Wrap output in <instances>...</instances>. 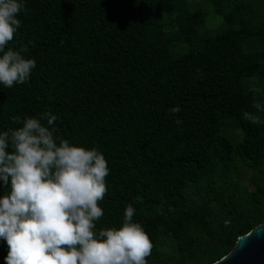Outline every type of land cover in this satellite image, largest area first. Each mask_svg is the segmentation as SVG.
<instances>
[{
    "label": "trees",
    "instance_id": "16d2710c",
    "mask_svg": "<svg viewBox=\"0 0 264 264\" xmlns=\"http://www.w3.org/2000/svg\"><path fill=\"white\" fill-rule=\"evenodd\" d=\"M25 9L11 46H27L36 67L24 84H0V130L49 111L60 136L97 147L110 170L98 228L119 226L130 203L153 243L148 264H207L264 220V111L253 107L264 105V0ZM8 250L0 238V264Z\"/></svg>",
    "mask_w": 264,
    "mask_h": 264
},
{
    "label": "clouds",
    "instance_id": "9594fccd",
    "mask_svg": "<svg viewBox=\"0 0 264 264\" xmlns=\"http://www.w3.org/2000/svg\"><path fill=\"white\" fill-rule=\"evenodd\" d=\"M25 0H0V84L12 88L31 77L36 61L27 46H11L21 27ZM254 91H259L255 89ZM253 107L264 111L254 98ZM181 109L173 106L170 114ZM59 117H13L0 130V238L5 264H148L153 243L136 209L127 204L119 226L97 227L104 216L109 166L97 147L71 143L58 134ZM243 119L260 125L259 116ZM175 123L180 124L179 119Z\"/></svg>",
    "mask_w": 264,
    "mask_h": 264
},
{
    "label": "water",
    "instance_id": "95a60500",
    "mask_svg": "<svg viewBox=\"0 0 264 264\" xmlns=\"http://www.w3.org/2000/svg\"><path fill=\"white\" fill-rule=\"evenodd\" d=\"M207 264H264V220L237 236L226 254Z\"/></svg>",
    "mask_w": 264,
    "mask_h": 264
},
{
    "label": "rangeland",
    "instance_id": "374dc122",
    "mask_svg": "<svg viewBox=\"0 0 264 264\" xmlns=\"http://www.w3.org/2000/svg\"><path fill=\"white\" fill-rule=\"evenodd\" d=\"M215 22H218V18H216V21Z\"/></svg>",
    "mask_w": 264,
    "mask_h": 264
}]
</instances>
